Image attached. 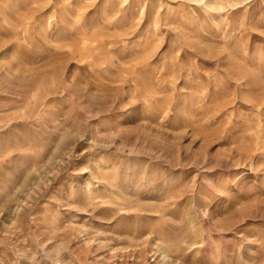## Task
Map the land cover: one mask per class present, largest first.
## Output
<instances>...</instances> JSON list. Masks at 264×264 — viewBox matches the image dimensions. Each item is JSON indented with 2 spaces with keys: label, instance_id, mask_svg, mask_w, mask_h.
Returning <instances> with one entry per match:
<instances>
[{
  "label": "rangeland",
  "instance_id": "rangeland-1",
  "mask_svg": "<svg viewBox=\"0 0 264 264\" xmlns=\"http://www.w3.org/2000/svg\"><path fill=\"white\" fill-rule=\"evenodd\" d=\"M0 264H264V0H0Z\"/></svg>",
  "mask_w": 264,
  "mask_h": 264
}]
</instances>
